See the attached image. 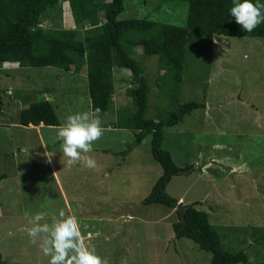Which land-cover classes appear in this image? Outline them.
<instances>
[{"label": "rangeland", "instance_id": "obj_1", "mask_svg": "<svg viewBox=\"0 0 264 264\" xmlns=\"http://www.w3.org/2000/svg\"><path fill=\"white\" fill-rule=\"evenodd\" d=\"M177 4L158 14L185 26L188 8ZM148 12L131 4L125 13ZM191 46L177 86L160 70L158 55H131L143 65L150 88L147 117L162 118L193 100L206 103L165 133L163 148L177 165H194L167 186L181 202L174 209L143 202L162 173L151 154L152 136L134 146L135 131L112 125L123 119L122 111H133L128 70L114 73V105L100 115L103 134L83 154L96 161L89 169L63 167L58 127L19 124L20 111L40 100L52 102L62 123L67 115L91 112L85 71H62L61 78L55 68H0L6 99L0 115V252L6 264H48L40 247L29 243L27 228L36 214L40 223H50L60 209L77 218L83 243L104 264H210L209 252L178 238L173 228L178 209L194 201L218 226L226 247L247 248L252 262L264 261V240H253L264 227V38L215 36Z\"/></svg>", "mask_w": 264, "mask_h": 264}, {"label": "trees", "instance_id": "obj_2", "mask_svg": "<svg viewBox=\"0 0 264 264\" xmlns=\"http://www.w3.org/2000/svg\"><path fill=\"white\" fill-rule=\"evenodd\" d=\"M182 2L188 8L185 26L165 22L158 14L168 4L182 5ZM131 4L146 7L148 15L128 13L126 16ZM231 6V0H0V67L17 64L18 67L55 68L61 78L63 72L85 71L91 111L99 108L100 115L114 105L115 71L128 70L132 86L127 94L133 99V111H122L118 117L123 119L112 125L135 131L134 146L147 135L152 136L151 154L160 164L162 173L143 202L174 209L180 199L170 196L167 186L174 176L192 171L194 165H177L171 152L163 148L165 133L193 110L205 108L206 103L193 100L180 104L162 118L147 117L150 88L143 65L131 55L137 50L146 56L158 55L160 70L170 85L177 86L182 82L193 43L201 44L215 36L264 38V23L252 32L243 31L229 15ZM120 15L124 17L119 18ZM64 18V25L58 26ZM3 93L5 91L0 89V115L6 100ZM19 124L59 127L62 122L55 106L46 99L23 108ZM197 205L200 201L178 209L179 220L173 223L178 238L187 237L200 250L209 252L210 264H264L263 260L252 262L247 248L226 247L218 226L210 221L208 212ZM256 230L260 233L253 240L259 245L264 240V227ZM0 264H6L1 252Z\"/></svg>", "mask_w": 264, "mask_h": 264}, {"label": "clouds", "instance_id": "obj_3", "mask_svg": "<svg viewBox=\"0 0 264 264\" xmlns=\"http://www.w3.org/2000/svg\"><path fill=\"white\" fill-rule=\"evenodd\" d=\"M231 4L229 15L243 31L252 32L264 23V3L261 0H231ZM103 131L99 108L67 115L56 133L65 158L63 167L71 168L80 163L86 168H95L96 161L83 154L92 150V143L102 136ZM46 156L50 163L51 156ZM42 219L41 214L32 217L27 236L29 243L37 244L43 255L49 258L48 264H104L95 250L83 243L75 216L60 209L50 223H40Z\"/></svg>", "mask_w": 264, "mask_h": 264}, {"label": "crops", "instance_id": "obj_4", "mask_svg": "<svg viewBox=\"0 0 264 264\" xmlns=\"http://www.w3.org/2000/svg\"><path fill=\"white\" fill-rule=\"evenodd\" d=\"M43 125V124H42ZM48 128H52V126L48 127Z\"/></svg>", "mask_w": 264, "mask_h": 264}]
</instances>
